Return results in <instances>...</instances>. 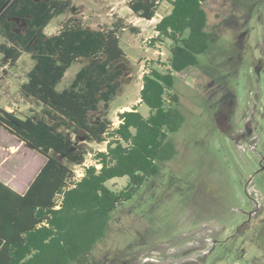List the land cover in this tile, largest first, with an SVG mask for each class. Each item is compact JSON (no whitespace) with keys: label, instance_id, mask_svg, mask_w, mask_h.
Wrapping results in <instances>:
<instances>
[{"label":"rangeland","instance_id":"374dc122","mask_svg":"<svg viewBox=\"0 0 264 264\" xmlns=\"http://www.w3.org/2000/svg\"><path fill=\"white\" fill-rule=\"evenodd\" d=\"M127 1L72 0L69 9L43 29L54 33L69 16L94 28L122 21L136 29L118 31L128 69L108 108L100 103L99 110L90 113L91 122L106 115L116 123L117 112L130 110L139 101L143 72L168 69L170 41L151 37L156 19L171 5L161 2L149 21L135 16ZM202 6L212 36L207 49L197 55V64L174 72L173 91L179 96L182 122L166 138L173 154L158 161L159 171L109 213L91 250L69 264H130L152 249L155 258L163 249L177 252L169 256L171 260L187 261L208 247L203 264H264V226L262 222L258 226L254 216L264 206V181L261 175L253 176L264 157V0H205ZM4 41L0 34V43ZM33 64L25 51L13 63L0 54V107L21 118L31 113L30 108L39 111L20 89ZM80 66L73 62L57 89L67 87ZM228 93L231 112L222 124L218 103ZM138 110L143 115L149 112L145 104ZM65 133L86 150L87 163L94 152L105 149L104 143L88 142L80 133ZM45 159L27 145L18 147L12 155H0V178L10 182L31 178ZM126 182L121 176L106 184L117 191ZM195 243L197 249L189 251Z\"/></svg>","mask_w":264,"mask_h":264},{"label":"trees","instance_id":"16d2710c","mask_svg":"<svg viewBox=\"0 0 264 264\" xmlns=\"http://www.w3.org/2000/svg\"><path fill=\"white\" fill-rule=\"evenodd\" d=\"M71 1L0 0V34L5 39L0 54L13 63L23 51L29 53L34 64L20 89L39 108L21 118L0 107V126L46 158L22 194L0 180V264H69L91 250L109 213L159 171L158 161L173 154L166 138L182 122L174 72L197 64L212 36L205 0H128L132 13L145 20L155 16L161 2L171 5L151 37L170 41L168 69L143 72L139 101L117 112L116 123L106 115L91 122L90 113L100 103L108 108L128 69L118 31L136 29L122 21L94 28L69 16L56 32L44 33ZM73 62L80 68L67 87L57 89ZM139 104L148 107L147 115L138 110ZM65 130L104 143L105 149L94 152L85 166L86 150ZM74 165L84 167L78 180ZM121 176L127 178L122 189L107 186L108 180Z\"/></svg>","mask_w":264,"mask_h":264},{"label":"flooded vegetation","instance_id":"af4514ba","mask_svg":"<svg viewBox=\"0 0 264 264\" xmlns=\"http://www.w3.org/2000/svg\"><path fill=\"white\" fill-rule=\"evenodd\" d=\"M231 104H232V95L230 93L224 94L223 96H221L219 98L218 105H219L220 109H219L217 118H218V120L222 121L221 122L222 124L226 122V120L228 118V113L231 112V109L229 108V106ZM255 175H261L262 180L264 181V157H262L259 166L253 170V176H255ZM254 216H255V218H258V222H259L258 226H262L260 224V222H262V224L264 226V206L263 205L259 206V208H257L255 210ZM215 243H216V240H212L211 245H213V244L215 245ZM195 247H198L196 243H195V245H193V247L191 246L190 249H188V250L192 252V251L197 249ZM158 250H160L161 254L159 253L156 258H155V256H151V253L155 252L152 249L149 253H144L138 259H134L132 261V263H130V264H203V259H204L205 255L210 252L211 248L209 249V247H208L205 251H203L201 253V255H199L197 257H195V255H194V257H190L189 259H187V261H176V260L173 261L170 258L174 257L177 252L176 253H171V252L169 253L168 251H165L163 249H158ZM188 250H186V251H188ZM169 256H171V257H169ZM166 257H169L168 260L165 259Z\"/></svg>","mask_w":264,"mask_h":264},{"label":"crops","instance_id":"0c3cea01","mask_svg":"<svg viewBox=\"0 0 264 264\" xmlns=\"http://www.w3.org/2000/svg\"><path fill=\"white\" fill-rule=\"evenodd\" d=\"M171 9V7H170ZM155 17V16H154ZM154 17L151 19L153 20ZM162 16L158 17L155 21V23L157 21H159V19ZM150 21V20H149ZM155 25V24H154ZM139 100V99H138ZM29 101V100H28ZM30 103V102H29ZM31 109V108H30ZM27 144H25L23 141H21L20 139H18L16 136H14L13 134H11L10 132H8L6 129H4L2 126H0V155H12L15 153L16 148L18 147H22L25 148ZM28 146V145H27ZM30 147V146H29ZM33 149V148H32ZM34 150V149H33ZM36 151V150H35ZM20 152V151H18ZM37 152V151H36ZM20 154V153H17ZM38 171H36L31 178L25 179V180H21L19 182H10L8 180H4L1 179L0 180L6 184L8 187H10L12 190H14L15 192L22 194L26 191V189L28 188L30 182L32 181V179L34 178V176L37 174ZM27 181V183L25 184V186H23V182ZM20 190L21 193L18 191Z\"/></svg>","mask_w":264,"mask_h":264},{"label":"built area","instance_id":"2783aa9c","mask_svg":"<svg viewBox=\"0 0 264 264\" xmlns=\"http://www.w3.org/2000/svg\"><path fill=\"white\" fill-rule=\"evenodd\" d=\"M89 164L90 162L89 163L85 162L83 165L88 166ZM73 170L75 173L74 178L75 180H78L83 175L84 167L81 165H74Z\"/></svg>","mask_w":264,"mask_h":264},{"label":"bare ground","instance_id":"6f19581e","mask_svg":"<svg viewBox=\"0 0 264 264\" xmlns=\"http://www.w3.org/2000/svg\"><path fill=\"white\" fill-rule=\"evenodd\" d=\"M125 109H128V108L125 107L124 110H125Z\"/></svg>","mask_w":264,"mask_h":264}]
</instances>
